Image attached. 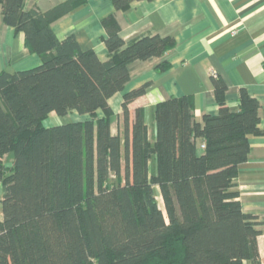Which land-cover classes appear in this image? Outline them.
<instances>
[{"label": "trees", "instance_id": "obj_1", "mask_svg": "<svg viewBox=\"0 0 264 264\" xmlns=\"http://www.w3.org/2000/svg\"><path fill=\"white\" fill-rule=\"evenodd\" d=\"M140 1L152 0L112 3ZM23 4L0 0L3 21L43 61L0 72V264H260L257 222L233 190L249 137L260 134L258 100L242 87L231 111L226 83L212 74L217 114L198 123L188 96L159 101L150 144L144 84L123 93L112 135L108 99L124 89L128 64L162 56L174 41L152 34L126 43L108 16L101 60L73 35L58 39L48 17ZM71 112L87 118L43 125Z\"/></svg>", "mask_w": 264, "mask_h": 264}, {"label": "crops", "instance_id": "obj_2", "mask_svg": "<svg viewBox=\"0 0 264 264\" xmlns=\"http://www.w3.org/2000/svg\"><path fill=\"white\" fill-rule=\"evenodd\" d=\"M23 6L26 11L47 16L58 39L73 35L82 50H93L101 60L108 57L102 24L108 16L114 17L126 43L152 34L174 41V47L162 56L128 64L129 79L124 89L108 99L113 112L112 135L118 132L123 93L144 84L148 104L143 108V121L150 144L156 138L154 110L159 101L188 96L192 118L198 123L205 114H217L212 74L226 83L225 101L231 111L239 109L242 87L258 100L260 134L249 137V154L238 165L233 190L242 210L257 222V248L260 264H264V0H152L135 2L124 10L116 9L112 0H24ZM42 61L41 56L26 48L24 34L4 23L0 9V72L13 73ZM162 62L165 66L160 68ZM97 114L103 115L101 110ZM86 118L76 112L50 115L46 118L48 124L43 120V125ZM11 158V154L5 156L7 165ZM148 171H156L154 155L148 160Z\"/></svg>", "mask_w": 264, "mask_h": 264}, {"label": "rangeland", "instance_id": "obj_3", "mask_svg": "<svg viewBox=\"0 0 264 264\" xmlns=\"http://www.w3.org/2000/svg\"><path fill=\"white\" fill-rule=\"evenodd\" d=\"M44 121H45V123L48 124V120H46V118L44 119ZM110 178H111V179H110L111 181L114 180V178H113L112 175H111ZM154 193H155V198H156V200H157V203H158L159 207H160V208H163L162 199H161V197H160V195H159V191H158V188H157L156 186H154ZM259 258H260V257H259Z\"/></svg>", "mask_w": 264, "mask_h": 264}]
</instances>
